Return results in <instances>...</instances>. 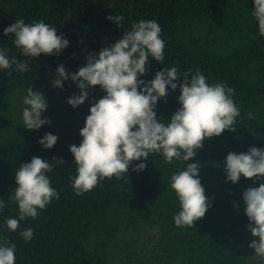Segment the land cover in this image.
<instances>
[{
  "label": "trees",
  "instance_id": "16d2710c",
  "mask_svg": "<svg viewBox=\"0 0 264 264\" xmlns=\"http://www.w3.org/2000/svg\"><path fill=\"white\" fill-rule=\"evenodd\" d=\"M115 1L0 0V48L9 50V59L16 56L29 67L27 72L18 71L15 65L0 69V200L7 205L0 212V237L16 244V264H108L118 238L139 228L158 230V241L150 254L132 252L127 264H251L255 250L249 245L258 238L247 228L243 193L264 181L241 176L236 184L226 182L224 161L229 152L246 153L254 146L264 149V36L252 16L254 0ZM109 15L124 17L121 28L107 19ZM20 18L26 23L43 20L69 40V46L59 55L25 57L14 45V35L4 34ZM193 19L222 28L233 20L237 26L228 35H241L220 45L200 42L185 33L186 24ZM140 20H155L165 41L163 64L149 57L148 71L140 79L150 81L164 67L177 66L178 71L191 70L193 75L199 70L209 84L234 88L233 99L240 108L236 130L206 139L187 162L200 164L201 183L211 204L192 227H176L173 219L180 205L170 188V177L185 168V162L168 164L161 155L150 154L147 161H133L123 179L105 178L82 196L75 194L69 179L77 175L70 145L79 146L80 129L92 103L106 93L99 86L90 87L89 98L72 107L67 99L79 95L81 89L71 79L64 81L63 88L54 87L57 67L63 64L69 73L77 72L86 65L89 54L116 42ZM174 82L182 84L183 76ZM33 85V89H44L48 108L42 119L51 120L38 130L26 129L14 113L17 93ZM180 94L179 86L175 91L168 88L166 102L164 98L157 102L158 119H170L181 107ZM46 133L58 137L51 149L38 142ZM33 156L52 164H56L53 157L66 161L46 173L60 198L39 210L36 219L21 221L17 231L11 232L5 217L19 218L18 205L9 202L16 187L14 175ZM141 162L147 164L146 169L134 171ZM28 228L34 235L25 242L19 232Z\"/></svg>",
  "mask_w": 264,
  "mask_h": 264
},
{
  "label": "clouds",
  "instance_id": "9594fccd",
  "mask_svg": "<svg viewBox=\"0 0 264 264\" xmlns=\"http://www.w3.org/2000/svg\"><path fill=\"white\" fill-rule=\"evenodd\" d=\"M252 16L259 24V34L264 36V0H254ZM121 28L122 15H109ZM162 29L155 20H140L133 23L131 30L107 48L87 56L85 66L69 73L63 64L57 67L54 87L63 88L65 80L77 83L81 92L67 99L72 107L82 105L89 98V88L99 86L106 94L95 100L90 107L85 126L80 129L82 140L77 146L70 145L77 175L69 177L76 195L82 196L107 179H123L133 161H147L150 154H159L165 163L173 160L185 162L186 167L175 171L170 177V188L178 197L180 211L173 217L176 227H192L203 218L211 207L200 179L201 166L198 162L187 163L196 156L206 139L220 136L225 130L235 131L236 118L240 108L235 103V89L224 83L209 84L207 77L199 70L181 72L177 66L164 67L157 71L150 81L140 79L148 71L149 57L163 64L165 41ZM4 34L14 35L16 48L25 57L41 54L59 55L70 42L57 33V29L43 20L26 23L23 18L4 29ZM7 48H0V69L12 65L20 72H27L26 62L16 56L9 59ZM11 74V73H9ZM183 76V83L178 81ZM189 76L191 79H189ZM180 88L178 102L181 107L168 120L157 118V102ZM27 88L23 97L26 107L22 111L23 125L28 130H38L51 120L42 119L48 108L47 100L40 91ZM253 114L248 113L249 119ZM58 141L52 133H46L38 142L51 149ZM52 164L38 156L30 162L20 164L15 172L14 194L9 202L18 205L19 218L5 217L7 229L16 232L20 222L27 218L36 219L59 194L51 185L49 173L66 161L53 157ZM226 182L236 184L241 176L246 179L264 181V149L251 147L246 153L229 152L224 161ZM146 163H139L133 169L142 171ZM247 226L253 239L249 245L255 256L264 259V182L259 187H250L243 193ZM0 200V212L6 207ZM239 207V205H234ZM30 242L34 235L31 228L19 232ZM16 244L7 237H0V264H16Z\"/></svg>",
  "mask_w": 264,
  "mask_h": 264
},
{
  "label": "rangeland",
  "instance_id": "374dc122",
  "mask_svg": "<svg viewBox=\"0 0 264 264\" xmlns=\"http://www.w3.org/2000/svg\"><path fill=\"white\" fill-rule=\"evenodd\" d=\"M246 25V23H245ZM237 24L235 21L230 20L227 22V27L216 26L211 27L206 21L197 19L190 20L185 27V33L187 36L200 41L208 42L215 45L222 44L225 40L232 42L240 37V33H234L232 36L228 35V30L234 29ZM246 35V34H244ZM34 91H40L45 99L46 93L44 89H33ZM27 94V90H20L15 99L14 113L18 121L23 123L22 111L26 105L23 104V97ZM195 160H193L194 162ZM178 166H185L184 164H178ZM159 231L158 230H142L130 231L122 234L115 246H113L108 264H127L128 256L132 253H146L150 254L153 251V247L158 241ZM252 264H264V259L254 256L250 261Z\"/></svg>",
  "mask_w": 264,
  "mask_h": 264
},
{
  "label": "water",
  "instance_id": "95a60500",
  "mask_svg": "<svg viewBox=\"0 0 264 264\" xmlns=\"http://www.w3.org/2000/svg\"><path fill=\"white\" fill-rule=\"evenodd\" d=\"M116 1H117V0H116ZM116 1H115V2H116ZM71 12H72V11H71ZM81 46H82V40H80V49H81ZM103 48H107V46L104 45ZM80 49H79V50H80ZM23 63H24V62H23ZM27 65H28V63L26 62V66H27Z\"/></svg>",
  "mask_w": 264,
  "mask_h": 264
}]
</instances>
